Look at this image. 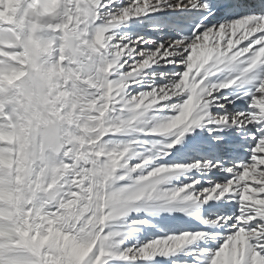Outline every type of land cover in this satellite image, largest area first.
<instances>
[{"label": "snow or ice", "instance_id": "obj_1", "mask_svg": "<svg viewBox=\"0 0 264 264\" xmlns=\"http://www.w3.org/2000/svg\"><path fill=\"white\" fill-rule=\"evenodd\" d=\"M0 264H264V0H0Z\"/></svg>", "mask_w": 264, "mask_h": 264}]
</instances>
